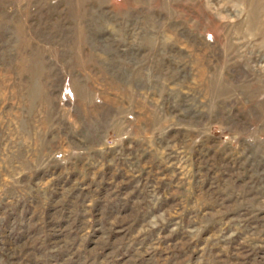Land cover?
Listing matches in <instances>:
<instances>
[{
    "label": "rangeland",
    "instance_id": "obj_1",
    "mask_svg": "<svg viewBox=\"0 0 264 264\" xmlns=\"http://www.w3.org/2000/svg\"><path fill=\"white\" fill-rule=\"evenodd\" d=\"M0 264H264V0H0Z\"/></svg>",
    "mask_w": 264,
    "mask_h": 264
}]
</instances>
